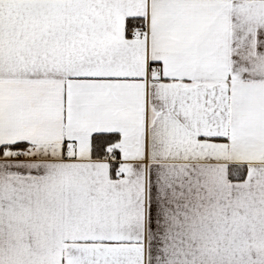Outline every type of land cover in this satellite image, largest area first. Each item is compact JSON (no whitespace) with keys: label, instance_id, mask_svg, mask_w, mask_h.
Here are the masks:
<instances>
[{"label":"snow or ice","instance_id":"obj_1","mask_svg":"<svg viewBox=\"0 0 264 264\" xmlns=\"http://www.w3.org/2000/svg\"><path fill=\"white\" fill-rule=\"evenodd\" d=\"M0 264H264V0H0Z\"/></svg>","mask_w":264,"mask_h":264}]
</instances>
